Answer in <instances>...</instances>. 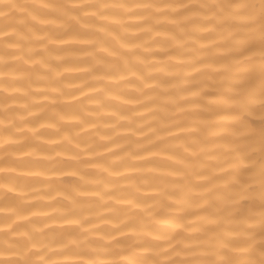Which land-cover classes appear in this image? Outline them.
Here are the masks:
<instances>
[{
  "label": "clouds",
  "instance_id": "1",
  "mask_svg": "<svg viewBox=\"0 0 264 264\" xmlns=\"http://www.w3.org/2000/svg\"><path fill=\"white\" fill-rule=\"evenodd\" d=\"M264 0H0V264H264Z\"/></svg>",
  "mask_w": 264,
  "mask_h": 264
},
{
  "label": "bare ground",
  "instance_id": "2",
  "mask_svg": "<svg viewBox=\"0 0 264 264\" xmlns=\"http://www.w3.org/2000/svg\"><path fill=\"white\" fill-rule=\"evenodd\" d=\"M255 28L257 32H259L262 28H264V23H262L259 19L256 22ZM250 49L253 51L264 49V39H254L250 42ZM255 141L257 144L264 142V124L258 123L254 125ZM258 164L261 167H264V158L258 159Z\"/></svg>",
  "mask_w": 264,
  "mask_h": 264
}]
</instances>
